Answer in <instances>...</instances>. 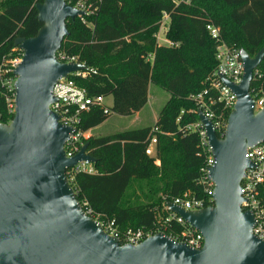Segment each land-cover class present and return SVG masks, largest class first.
Instances as JSON below:
<instances>
[{
	"label": "trees",
	"instance_id": "1",
	"mask_svg": "<svg viewBox=\"0 0 264 264\" xmlns=\"http://www.w3.org/2000/svg\"><path fill=\"white\" fill-rule=\"evenodd\" d=\"M44 0H0V69L21 55L18 37H34L42 24L36 5ZM169 46L160 45L157 35L163 17ZM68 36L59 53L76 56L86 66V76H75L90 96L112 97L111 106L92 107L81 115L78 130L88 133L111 114L133 116L149 101L152 84L169 92L170 98L151 126L110 135L81 137L96 161L94 172H75L69 180L78 200L90 216L100 222L113 221L123 233L128 229L160 227L166 235L179 234L182 225L167 228L162 202L185 193L201 198L199 182L206 157L197 133L184 132L197 120L200 104L190 98L209 85L217 68L216 41L207 26L220 29L230 46L255 56L264 48V0H103L86 22L68 20ZM251 83V92L264 98V59ZM0 78V122L8 124L14 108L13 94ZM13 103V101H12ZM216 113L223 112L219 103ZM182 112H184L182 114ZM230 111L225 112L228 120ZM179 122L177 119H179ZM159 132H153V128ZM221 137V133L217 132ZM153 135L156 155L146 154ZM134 183H143L145 202L129 198ZM264 200V184L261 188Z\"/></svg>",
	"mask_w": 264,
	"mask_h": 264
},
{
	"label": "water",
	"instance_id": "2",
	"mask_svg": "<svg viewBox=\"0 0 264 264\" xmlns=\"http://www.w3.org/2000/svg\"><path fill=\"white\" fill-rule=\"evenodd\" d=\"M36 9L38 33L15 40L23 55L14 71V117L0 122V264H264V240L252 232L255 218L241 208V182L252 166L247 149L264 141V107L255 112L251 94L264 48L253 57L242 50L239 84L220 76L237 96L223 137L198 113L215 158L213 206L187 211L168 203L202 233L203 247L194 249L164 232L137 246L121 245L78 200L68 170L96 159L87 152L88 143L67 156L66 143L77 129L63 125L51 109L58 80L86 69L57 57L69 34L68 20L84 12L65 0H44Z\"/></svg>",
	"mask_w": 264,
	"mask_h": 264
},
{
	"label": "built area",
	"instance_id": "3",
	"mask_svg": "<svg viewBox=\"0 0 264 264\" xmlns=\"http://www.w3.org/2000/svg\"><path fill=\"white\" fill-rule=\"evenodd\" d=\"M103 0H65V2L71 5L73 8L84 12V16L79 17L82 21L86 22V19L97 10L98 5ZM168 16L163 17V23L160 29L161 33L165 29V23ZM207 29L211 37L216 41V59L217 68L209 78L208 88L204 91L190 96L200 104V108L197 112V120L188 123L184 126V132H194L199 135L200 146L206 157L204 166L200 169L199 182L204 187V196L198 198L197 196L185 193L183 196H178L172 200H164L162 206L167 215L163 218V224L167 228L172 223L182 225L184 227L181 233H171L170 238H173L179 242L194 248L201 249L204 245V237L201 232L193 228L182 217L169 210L168 203L172 202L187 211H196L203 208L213 206V195L215 184L210 179L211 168L215 164V158L212 153V149L208 142L207 131L199 119L198 113L202 111L204 115L209 118L216 132H220L224 136L227 127L228 120L225 118V112L233 110L237 96L233 90L226 86L220 76H223L233 84H239L242 81L244 75V62L242 60V48L233 47L228 45L222 38L220 29L213 25H208ZM157 35V38H158ZM20 50V49H19ZM22 52V51H21ZM20 56H16L7 61V65L0 69V78L2 76H8L2 79L3 85L13 94L14 98H9V106L15 110V82L17 77L14 75V71L19 66L22 60ZM59 61L63 63H81L76 56L67 55L66 53L57 54ZM75 76H86V69L75 72L67 78H60L56 83L53 95L56 101L51 105V109L60 116V122L65 126L75 127L76 133L66 143V154L68 157H73L81 149L78 146V142L81 137L87 138V133L78 130V124L81 120V115L85 112H89L92 107L104 106L105 97L101 95L90 96L86 88L80 86L74 79ZM258 75L257 69L254 72V77ZM253 77V78H254ZM252 97L255 101V112H259L264 107V98L259 97L257 94ZM13 101V103H12ZM221 104L223 106V112L218 114L213 109L214 105ZM184 112H182L183 114ZM180 118L177 119L179 122ZM159 128L154 127L153 132H159ZM157 136L153 135L146 148V154L149 156L156 155ZM247 158L252 164L251 167L245 170V175L241 182V190L243 202L241 208L243 211H249L253 214L255 222L253 225V234L264 240V200L261 196V188L264 184V141L249 147L247 149ZM75 172H94V167L91 163L81 162L76 167L68 170V175H73ZM89 213V212H88ZM99 221V220H98ZM100 222V221H99ZM104 230L113 237L119 239L121 245H133L137 246L147 238L154 236L160 231V227L154 228H138L128 229L121 233L113 221L100 222Z\"/></svg>",
	"mask_w": 264,
	"mask_h": 264
},
{
	"label": "rangeland",
	"instance_id": "4",
	"mask_svg": "<svg viewBox=\"0 0 264 264\" xmlns=\"http://www.w3.org/2000/svg\"><path fill=\"white\" fill-rule=\"evenodd\" d=\"M180 1H184V0H176V2H180ZM167 30L168 27L167 29H163L161 33L158 35L157 41L160 45L168 41L166 38ZM169 98H170V94L168 91L157 85L152 84L150 86L148 104L142 109L140 115L120 116L116 114H111L105 122L95 127L94 130L90 132L92 135L95 136L110 135L129 129L151 126L154 124L156 117L159 116L161 109L166 104ZM105 104L107 106H111L112 104L111 96L105 98ZM143 187H144L143 183H134L130 188V190L128 191L127 197L131 199L135 195L138 197V199L133 200V202L134 201L145 202V197H144L145 192L143 191Z\"/></svg>",
	"mask_w": 264,
	"mask_h": 264
},
{
	"label": "crops",
	"instance_id": "5",
	"mask_svg": "<svg viewBox=\"0 0 264 264\" xmlns=\"http://www.w3.org/2000/svg\"><path fill=\"white\" fill-rule=\"evenodd\" d=\"M161 45H165V46H169V45H171V43L169 42V41H167L166 43L164 42V43H162ZM112 105V104H111ZM142 111V110H141ZM140 111V112H141ZM140 112H137L136 114H134L135 116H137V115H140ZM157 119H158V117H156V119H155V122L157 121ZM154 122V123H155ZM94 130V129H93ZM93 130H91V131H93ZM89 135H91V132H88L87 133V136H89Z\"/></svg>",
	"mask_w": 264,
	"mask_h": 264
}]
</instances>
